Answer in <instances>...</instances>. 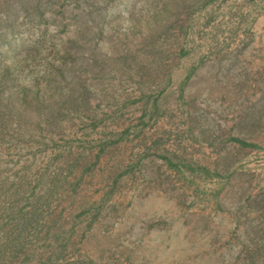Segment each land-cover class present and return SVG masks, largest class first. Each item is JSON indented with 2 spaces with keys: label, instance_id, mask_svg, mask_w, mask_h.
Wrapping results in <instances>:
<instances>
[{
  "label": "rangeland",
  "instance_id": "1",
  "mask_svg": "<svg viewBox=\"0 0 264 264\" xmlns=\"http://www.w3.org/2000/svg\"><path fill=\"white\" fill-rule=\"evenodd\" d=\"M53 3L0 27V206L74 228L56 264H264V0Z\"/></svg>",
  "mask_w": 264,
  "mask_h": 264
},
{
  "label": "trees",
  "instance_id": "2",
  "mask_svg": "<svg viewBox=\"0 0 264 264\" xmlns=\"http://www.w3.org/2000/svg\"><path fill=\"white\" fill-rule=\"evenodd\" d=\"M53 1L55 0H0V27L3 21L7 19L15 21L22 14L31 18L37 16L38 20L44 21L47 19L46 12L48 7L54 5ZM58 1L67 3L69 0ZM71 1H73V5H77L79 8L82 7L81 5L85 6L81 10H87L86 13L78 16L80 18L78 22V25H80L79 29L81 30L84 27L87 29L93 28L95 18L92 14L91 4L102 2V0ZM60 6L65 7V4H60ZM58 8L62 9L61 7ZM62 10L63 14L66 13V9ZM10 70L11 67L9 66L6 68V73L2 74L4 81L13 79L11 73H9ZM21 90L24 94L18 96L15 101L1 97L0 125H4L0 129V140L2 141L7 139V134L10 135V139L16 137V133L20 131V128L15 127L16 129H13L12 127L14 124L22 125L27 105L33 102L28 100L31 94L29 87H22ZM34 106L37 107L36 105ZM27 122L28 120H26L25 124ZM76 183L78 184L79 182L77 181ZM6 189L8 190L9 188ZM0 212H4L7 215V222L2 223L3 225L0 228V264H56V259L54 258L65 253L72 246L74 228L67 231L61 230L56 223V218L51 221H44V223L39 222L36 226L34 217H37L39 213L36 206L27 212L18 210L14 212L15 216H11L8 208L4 210L1 206ZM33 237H37L38 243L29 241V238L32 239Z\"/></svg>",
  "mask_w": 264,
  "mask_h": 264
}]
</instances>
